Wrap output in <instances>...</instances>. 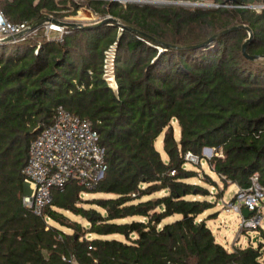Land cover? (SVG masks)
Listing matches in <instances>:
<instances>
[{"label": "trees", "instance_id": "1", "mask_svg": "<svg viewBox=\"0 0 264 264\" xmlns=\"http://www.w3.org/2000/svg\"><path fill=\"white\" fill-rule=\"evenodd\" d=\"M84 1L116 20L50 36L41 25L0 42V264H264V222L252 228L257 239L232 249L208 223L219 180L245 188L257 172L264 186V7L249 6L264 0ZM81 5L0 0L8 19L29 24L65 20ZM238 25L246 27L189 47ZM247 26L256 58L244 53ZM112 47L117 88L105 77ZM58 106L92 121L108 167L92 187L54 190L37 215L23 203V169ZM203 158L218 179L199 173Z\"/></svg>", "mask_w": 264, "mask_h": 264}, {"label": "built area", "instance_id": "2", "mask_svg": "<svg viewBox=\"0 0 264 264\" xmlns=\"http://www.w3.org/2000/svg\"><path fill=\"white\" fill-rule=\"evenodd\" d=\"M216 5V4H214ZM28 22L14 23L8 19L0 8V38L18 35L12 39H25L36 29H31ZM53 32H62L63 26L50 23ZM115 51H106L105 77H115ZM188 161L197 163L198 155L188 151ZM108 167L106 150L100 143L99 132L88 118L73 114L63 106H58L54 120L43 126L38 135L31 141L30 156L23 172L28 192L24 194L23 203L33 213L42 215L46 206L51 203L53 191L64 188L70 181L92 187L105 174ZM264 200V186L259 181L258 173L251 176V185L239 188L229 202L227 210L242 214L241 227L255 228L262 223L261 207ZM251 213L244 216L243 210ZM30 264V263H22ZM73 264H78L74 262Z\"/></svg>", "mask_w": 264, "mask_h": 264}, {"label": "rangeland", "instance_id": "3", "mask_svg": "<svg viewBox=\"0 0 264 264\" xmlns=\"http://www.w3.org/2000/svg\"><path fill=\"white\" fill-rule=\"evenodd\" d=\"M78 1L81 2L82 5L77 10V13L71 14V15L65 17V21H73L76 23L89 25V24H93V23L102 21L103 19L111 16V15L101 16V15L95 13L91 9V7L86 3V1H84V0H78ZM120 1L125 2L127 0H120ZM137 1L145 2V1H149V0H137ZM153 2L187 4V3H184L183 1H178V0L177 1L176 0H153ZM189 4H191V3L189 2ZM198 4L214 5L215 3H213V1H205V2H199ZM249 6L254 7L257 10H261L264 7V2L250 3ZM49 25H50V23H45L43 25L45 33L49 36L52 34H56L53 31H51ZM33 33H37V31H35ZM108 80L113 85H115L113 76H111V75L108 76ZM156 145H157L158 149L161 150L163 155L166 156L164 148H163V143H162V135L157 139ZM203 153L207 157H211L213 155V149L210 151V150H207L204 148ZM201 167L202 168H197L199 173L202 174L204 171H208L213 177L218 179L216 174L210 170L208 164L205 162V158L202 159ZM200 177H202V176L194 177V178H192V180L193 181H201ZM219 185L220 186L218 188H215L213 186L210 187V189L213 193L212 194L213 196H210V199L216 201V205L209 212L217 211V216L211 217L208 220L210 227L212 228L214 234L216 235V239L219 242H221L222 244H224L226 246V248H228V249H232L234 247V245H246L248 243L249 236L252 237L253 239H257L258 235L256 234V231L254 229L247 228V230H245L241 227L242 217H243L242 214L239 212H236L234 210H227V208L225 206V203L229 202L233 198V196L236 194V192L238 191L237 185L235 183H231L225 188L223 186V183L220 180H219ZM28 188L29 187L27 186L26 192H28ZM82 195H83V198H85V199H93L95 197H100V196H109L108 193L93 194V193H86V192H84ZM87 205H91V204H87ZM68 214L72 218L77 219V220L81 221L82 223L86 224V221L81 216L75 215V214L70 213V212H68ZM261 214L264 216V205L261 207ZM178 217H179V215L176 214L172 217L167 218L166 220H173V219H176ZM263 222H264V219L262 220V223ZM64 229L67 231H70V232L72 231L69 228H64Z\"/></svg>", "mask_w": 264, "mask_h": 264}, {"label": "water", "instance_id": "4", "mask_svg": "<svg viewBox=\"0 0 264 264\" xmlns=\"http://www.w3.org/2000/svg\"><path fill=\"white\" fill-rule=\"evenodd\" d=\"M116 20V18L110 16V17H107L105 19H103L102 21H99V22H96V23H93V24H89V25H84V24H81V23H76V22H73V21H65V20H59V19H55V18H51V17H48V16H45L43 17L42 19H40L39 21H37L36 23H33L31 25V29H36L38 27H40L41 25H44L45 23H55V24H58L60 26H63V27H79V26H82V27H87V28H92V27H96V26H100L102 24H105V23H109L111 21H114ZM238 27H246L245 25H238V26H234V27H231V28H228L224 31H221L220 33H217L213 36H211L208 40L198 44V45H192V46H189V47H195V46H203L205 44H207L208 42L210 41H213L214 39L230 32L231 30L233 29H236ZM247 29L249 31V37L245 40L244 44H243V49H244V53L245 55H247L249 58H256L255 55H251L249 54L248 52V44L252 41L253 37H254V34H253V31L251 30L250 27L247 26ZM18 37V35H13V36H8V37H5V38H0V42H3V41H10L14 38ZM153 38V37H152ZM42 126H39L37 129H41ZM205 149L207 150H212V148L210 147H206ZM250 211L248 209H244L243 210V214L244 216L248 217L250 215Z\"/></svg>", "mask_w": 264, "mask_h": 264}, {"label": "crops", "instance_id": "5", "mask_svg": "<svg viewBox=\"0 0 264 264\" xmlns=\"http://www.w3.org/2000/svg\"><path fill=\"white\" fill-rule=\"evenodd\" d=\"M238 187V186H237Z\"/></svg>", "mask_w": 264, "mask_h": 264}]
</instances>
